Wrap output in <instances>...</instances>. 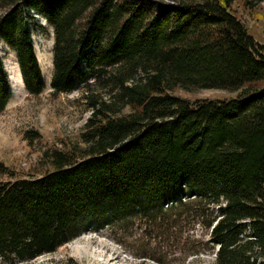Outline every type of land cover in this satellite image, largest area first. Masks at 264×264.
<instances>
[{
    "label": "trees",
    "instance_id": "obj_1",
    "mask_svg": "<svg viewBox=\"0 0 264 264\" xmlns=\"http://www.w3.org/2000/svg\"><path fill=\"white\" fill-rule=\"evenodd\" d=\"M232 2L0 0V41L27 90L44 88L36 13L54 29L52 89L82 85L90 111L83 145L50 151L52 170L0 180V263L32 260L85 231L118 239L131 223L147 250L161 238L193 246L200 240L181 229L190 222L218 264H264V44ZM175 88L236 94L190 100ZM10 95L0 57V112Z\"/></svg>",
    "mask_w": 264,
    "mask_h": 264
},
{
    "label": "rangeland",
    "instance_id": "obj_2",
    "mask_svg": "<svg viewBox=\"0 0 264 264\" xmlns=\"http://www.w3.org/2000/svg\"><path fill=\"white\" fill-rule=\"evenodd\" d=\"M232 7L247 32L264 44V0H233ZM32 15L38 22L32 37L44 80L41 92L31 94L27 90L15 52L0 41V57L11 88L10 98L0 112V180L12 179L10 175L13 178L35 177L52 170L50 151H68L78 143L83 145L79 135L90 113L87 98L81 92L82 85L67 93H57L52 89L54 29L43 17L36 13ZM171 92L190 100L225 98L236 94L222 89L175 88ZM181 229L183 234L189 232L200 242L188 246L161 238L163 246L154 252L142 246L148 238L137 241L138 228L131 223L118 239L103 230L85 231L53 252L15 264H160L138 257L134 253L138 248L162 256L169 264H218L214 252L203 244L208 234L201 225L193 226L188 222ZM190 250L194 251L184 255Z\"/></svg>",
    "mask_w": 264,
    "mask_h": 264
}]
</instances>
